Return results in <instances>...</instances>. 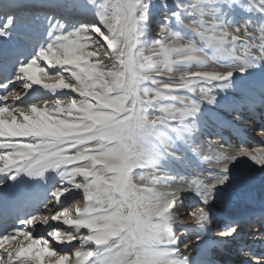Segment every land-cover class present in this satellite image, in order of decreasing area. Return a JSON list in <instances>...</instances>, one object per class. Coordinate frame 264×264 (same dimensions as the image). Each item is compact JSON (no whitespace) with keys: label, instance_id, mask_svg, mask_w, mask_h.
I'll use <instances>...</instances> for the list:
<instances>
[{"label":"snow or ice","instance_id":"obj_1","mask_svg":"<svg viewBox=\"0 0 264 264\" xmlns=\"http://www.w3.org/2000/svg\"><path fill=\"white\" fill-rule=\"evenodd\" d=\"M257 120L264 0H0V264H227Z\"/></svg>","mask_w":264,"mask_h":264},{"label":"bare ground","instance_id":"obj_2","mask_svg":"<svg viewBox=\"0 0 264 264\" xmlns=\"http://www.w3.org/2000/svg\"><path fill=\"white\" fill-rule=\"evenodd\" d=\"M260 121H256V125H253L251 122L246 121L242 127L247 128L249 131L246 132L243 137H241L249 150L264 148V137H261L259 134V125ZM233 143H237V138L230 136L229 133H225ZM213 143H220V141L214 140ZM239 173L248 177L245 181L242 188L239 189L241 192V196L239 200L235 201V203H229L228 205L223 204L221 201H218L216 205H214V211H216L217 221L213 224V236L219 235V229L222 226L225 218V207L234 214H238L240 212L245 211L246 216H250L253 213L264 215V173H262L257 166L251 165L250 162L244 161L237 168ZM193 176H189L188 179L192 180ZM163 190V189H162ZM180 192L184 193L189 192L187 186L181 187L179 189ZM194 198L191 195L185 198L184 209H181L182 213L189 211L187 208V204L193 203ZM49 215L51 213H48ZM237 219H241L236 217ZM249 218V217H248ZM249 220L241 219V231L240 234L229 243L228 251L224 254V259L227 261V264H255L257 258L264 260V253L262 250L264 249V226L262 227H254L250 234L244 239V225L245 222H250ZM185 222L189 221V218L184 216ZM63 227V226H61ZM44 230V226L38 225L36 228V235L41 234ZM192 241H195V236H191Z\"/></svg>","mask_w":264,"mask_h":264}]
</instances>
